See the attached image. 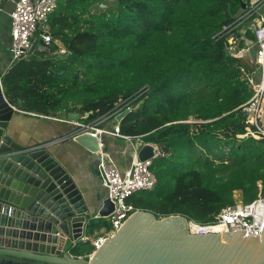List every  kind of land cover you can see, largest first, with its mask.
Wrapping results in <instances>:
<instances>
[{"label":"trees","instance_id":"obj_1","mask_svg":"<svg viewBox=\"0 0 264 264\" xmlns=\"http://www.w3.org/2000/svg\"><path fill=\"white\" fill-rule=\"evenodd\" d=\"M249 1L62 0L47 25L52 45L3 75L5 96L21 113H77L84 124L131 103L121 133L158 151L155 189L129 203L157 219L212 223L240 197L254 202L259 183L264 197V141L238 138L248 127L253 51L238 58L226 40ZM60 46L66 55H55ZM103 227L112 230L93 220L88 233ZM94 251L83 242L72 250L86 259Z\"/></svg>","mask_w":264,"mask_h":264},{"label":"water","instance_id":"obj_2","mask_svg":"<svg viewBox=\"0 0 264 264\" xmlns=\"http://www.w3.org/2000/svg\"><path fill=\"white\" fill-rule=\"evenodd\" d=\"M2 89L0 82V264H264V231L257 237L245 236L246 231L193 235L186 218L157 219L145 211L136 212L91 257L76 258L69 243L88 233L94 207L51 150H23L13 140L15 110ZM128 113L115 121L121 123ZM67 118L80 121L77 113ZM72 138L92 154L103 143L88 132ZM156 156L151 144L139 152L141 161ZM113 211L107 199L97 213L108 219Z\"/></svg>","mask_w":264,"mask_h":264},{"label":"built area","instance_id":"obj_3","mask_svg":"<svg viewBox=\"0 0 264 264\" xmlns=\"http://www.w3.org/2000/svg\"><path fill=\"white\" fill-rule=\"evenodd\" d=\"M62 0H17L14 11L10 14L12 27L11 51L15 61L29 58L33 54L30 51L33 47L37 34H41L45 47L52 45V38L47 33V25L50 16L56 10ZM243 9L226 36L228 38L236 34L239 40L237 46L229 50L238 58H244L253 51L254 72L249 79V86L253 91L252 98L242 107L247 114L246 133L239 136V139L252 137L257 141H264V0H250L246 2ZM227 28H225L226 30ZM237 30H240L238 33ZM251 34L254 41L250 42L246 37ZM243 43L248 46L244 47ZM65 49L56 52V56L66 55ZM3 90V89H2ZM131 112V103H123L116 108V111L109 116L101 118L93 123L84 124L75 121H65L74 128V135L91 133L100 138L103 135L119 137L130 144L134 149L132 165L130 169L122 174L111 162L109 155L104 151L103 143L100 140L101 150L97 153L98 168L104 179V186L108 191V198L114 204V211L109 216L111 233L109 236L99 238L93 242L94 253L101 248L105 240L114 236L126 222L138 212L129 203V200L139 192H150L157 185L156 176L151 171L153 159L141 161L140 150L146 145L140 137L123 135L120 127L113 130L104 128V123L123 113ZM152 145V144H151ZM158 148L155 146V154ZM259 197L250 204L232 205L223 209L214 222L209 224H196L191 222L193 235L224 234L246 231L245 236H262L264 231V197L261 195L263 185L259 183ZM197 229V232H193ZM93 253V254H94ZM92 254V255H93ZM91 255V256H92ZM90 256V257H91Z\"/></svg>","mask_w":264,"mask_h":264},{"label":"crops","instance_id":"obj_4","mask_svg":"<svg viewBox=\"0 0 264 264\" xmlns=\"http://www.w3.org/2000/svg\"><path fill=\"white\" fill-rule=\"evenodd\" d=\"M16 2L17 0H0L1 84L3 75L17 62L11 51L12 27L10 18V14L15 9ZM35 42H39L35 51H43L44 46L40 44L43 43L41 34L36 35ZM60 48L62 49L63 47L60 46ZM12 108L15 110V114L11 122L12 129L9 131V134L13 140L23 150L46 147L51 150L55 154L56 159L71 173L86 201L92 203V207H94L92 220L109 221V219L101 218L97 213L104 201L109 199L108 191L104 186L103 176L98 168V156L97 154H92L73 140L74 128L65 122L68 121V115L52 118L31 113H21L15 107L12 106ZM115 127H120V123L115 120L109 119L104 123V128L107 130H113ZM102 139L104 151L109 155L112 164L122 174H125L132 165L133 147L119 137L103 135ZM110 233L106 227H103L93 233L84 234L77 242H70L69 247L73 250L81 242L89 243L93 246L95 240L109 236ZM76 258H85V256Z\"/></svg>","mask_w":264,"mask_h":264},{"label":"bare ground","instance_id":"obj_5","mask_svg":"<svg viewBox=\"0 0 264 264\" xmlns=\"http://www.w3.org/2000/svg\"><path fill=\"white\" fill-rule=\"evenodd\" d=\"M228 42H229V44H230V48L233 50V48H234L235 46H237L238 43H239V40H238L237 35H236V34L231 35V36L228 38ZM193 232H194V233L197 232V229H194Z\"/></svg>","mask_w":264,"mask_h":264},{"label":"rangeland","instance_id":"obj_6","mask_svg":"<svg viewBox=\"0 0 264 264\" xmlns=\"http://www.w3.org/2000/svg\"><path fill=\"white\" fill-rule=\"evenodd\" d=\"M237 32L239 33L240 30H237ZM259 197V196H258ZM246 203L243 201V199L240 197L239 200L236 201V205H245Z\"/></svg>","mask_w":264,"mask_h":264}]
</instances>
